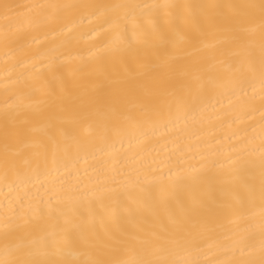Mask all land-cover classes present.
Returning <instances> with one entry per match:
<instances>
[{
  "label": "snow or ice",
  "instance_id": "6c2138e0",
  "mask_svg": "<svg viewBox=\"0 0 264 264\" xmlns=\"http://www.w3.org/2000/svg\"><path fill=\"white\" fill-rule=\"evenodd\" d=\"M0 48V264H264V0H0Z\"/></svg>",
  "mask_w": 264,
  "mask_h": 264
},
{
  "label": "bare ground",
  "instance_id": "6f19581e",
  "mask_svg": "<svg viewBox=\"0 0 264 264\" xmlns=\"http://www.w3.org/2000/svg\"><path fill=\"white\" fill-rule=\"evenodd\" d=\"M21 3H70V2H77V0H19ZM94 2L99 3H116V2H122V0H94ZM130 2H144V3H152V2H175V3H200V2H215V0H130ZM132 24L129 23V30H131ZM116 37V30L110 27L108 23H105L102 19H96L91 18V20H85L82 24L79 22L76 23L74 27V31L72 33V49H71V55L73 57H82L84 58V62H87L89 53L95 52L101 48H103L106 44H108L110 41L114 40ZM76 63H80V60H76ZM15 79V77H13ZM5 83H8L9 85V94H11V91L14 90V85L11 84V82H8L5 80V73H4V56H3V49L0 48V110L3 109L4 102H5V91H4V85ZM249 93H251V89H248ZM39 99V97H32L31 99L25 98L23 100L24 104H35L36 101ZM228 101L227 99L224 100V104L227 105ZM255 106L257 109L259 108V99L257 97L255 101ZM253 127L257 129V132L259 131V125H260V113L257 110L253 114ZM37 127H39V122L36 123ZM257 143H259V140L257 138ZM119 147V145H117ZM161 159H163V156H161ZM111 163V161H109ZM63 171V169H61ZM83 174V173H82ZM62 179H71V177H68L67 174L64 177H60ZM43 179V177H41ZM7 189H0V200L3 199L2 192H6ZM153 195H156L155 193ZM258 211V209H257ZM258 221V217H257Z\"/></svg>",
  "mask_w": 264,
  "mask_h": 264
}]
</instances>
